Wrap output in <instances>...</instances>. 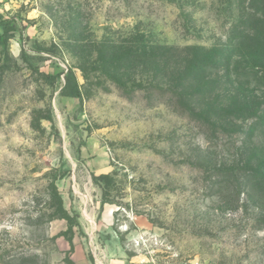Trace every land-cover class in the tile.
Instances as JSON below:
<instances>
[{
	"label": "rangeland",
	"instance_id": "rangeland-1",
	"mask_svg": "<svg viewBox=\"0 0 264 264\" xmlns=\"http://www.w3.org/2000/svg\"><path fill=\"white\" fill-rule=\"evenodd\" d=\"M0 18V264H264V0H0ZM166 48L212 52L206 82L234 69L236 99L168 90Z\"/></svg>",
	"mask_w": 264,
	"mask_h": 264
},
{
	"label": "trees",
	"instance_id": "trees-1",
	"mask_svg": "<svg viewBox=\"0 0 264 264\" xmlns=\"http://www.w3.org/2000/svg\"><path fill=\"white\" fill-rule=\"evenodd\" d=\"M11 20L1 19L0 18V27L8 28V24ZM253 30V29H252ZM161 55L162 58V67L161 74H163V79L166 81V87L168 90H189L191 92L190 98L193 97H203L211 96L212 92L216 91V98L224 103L231 101V104L236 99L237 88L234 87L235 81L229 83L230 72L229 68L226 67L225 71L226 80L228 79V85L216 84L210 87L214 81L206 82L210 79L209 76L205 75V70L214 69L215 63L214 59L216 56L212 52L204 53L203 49H187L189 51L186 53V57L183 58L180 62H172L174 60L175 52L172 48H166ZM164 50V49H163ZM233 58V55H228V62ZM254 66L264 69V66L255 65ZM61 95L65 97H77L79 96V87L76 81V77L72 70H68L67 74L64 77V84L61 90ZM223 103V102H222ZM228 104V105H229ZM232 108V107H231ZM223 110V109H222ZM230 110V109H229ZM213 111V112H212ZM207 111L203 114L206 116L213 117L216 120L220 116L219 111ZM221 111V110H220ZM95 182L102 186V199L103 203L106 202L107 197L109 196L108 189L110 187L112 178L109 175H100L95 177ZM59 218L66 219L65 213H58Z\"/></svg>",
	"mask_w": 264,
	"mask_h": 264
},
{
	"label": "built area",
	"instance_id": "built-area-1",
	"mask_svg": "<svg viewBox=\"0 0 264 264\" xmlns=\"http://www.w3.org/2000/svg\"><path fill=\"white\" fill-rule=\"evenodd\" d=\"M147 233H142L140 236L139 235H137L138 236V243L136 242V244L138 245V246H140V245H142L143 244V242H144V240H146V237H147V235H146ZM191 264H198V262H193V263H191Z\"/></svg>",
	"mask_w": 264,
	"mask_h": 264
},
{
	"label": "crops",
	"instance_id": "crops-1",
	"mask_svg": "<svg viewBox=\"0 0 264 264\" xmlns=\"http://www.w3.org/2000/svg\"><path fill=\"white\" fill-rule=\"evenodd\" d=\"M123 264H133V261L128 262L127 260L122 262Z\"/></svg>",
	"mask_w": 264,
	"mask_h": 264
}]
</instances>
